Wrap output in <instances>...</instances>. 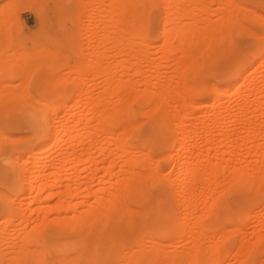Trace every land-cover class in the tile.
<instances>
[{
  "label": "bare ground",
  "instance_id": "bare-ground-1",
  "mask_svg": "<svg viewBox=\"0 0 264 264\" xmlns=\"http://www.w3.org/2000/svg\"><path fill=\"white\" fill-rule=\"evenodd\" d=\"M106 1L107 3L112 2V0H106ZM183 2L189 5L191 4V7H186L179 10L173 9L171 13L165 12L161 17L159 24L161 38L158 39V41L160 40V44L157 43V45L158 44L159 45L154 49L155 51L160 53L161 56L160 58L163 61H170V59H175L174 61L177 60L175 63L178 65V66L176 65V67H178L176 68L177 69L176 73L180 74L182 84L179 85L178 84L179 81H176L177 84L176 86L179 87L181 86V88L184 87L183 88L184 91H181L183 93L180 92V95L178 94L176 95V98H174L175 96L172 95H174L173 93L174 92L176 93V91L173 92L172 90L175 88L177 91L183 89L181 88L177 89L176 86L175 87L173 86L174 88L172 89V86L170 87V85L162 86V87L160 86L158 93L156 92V88H155L157 86L154 87L155 91L152 90L153 88L152 86L150 87V85L152 84L157 85L159 80V78L157 77L159 76L157 77L155 75L147 76L149 74L147 72H146L147 75L145 76L144 70L141 69V63H143V60H145L146 58L148 59V56L150 55V54L148 55V53H151V51L148 52L147 50L148 47L150 46L148 37L145 36L142 42L138 41L135 25L130 20L124 18L123 11L118 8H107L105 10L106 15L109 18L110 22L115 23V25L107 27L106 34L100 38L101 44L103 46L105 45V47H108L107 49L110 50L111 52L113 49L116 50L118 54L122 55L123 58H125L121 60V63L119 65L117 64L116 67H119V69L121 68L123 69L125 68V70H127L126 68L129 69L130 66L127 65V63L129 62L127 61V58L128 57L133 58L136 66L131 68L132 74L136 76L137 75L142 76V78L144 76L143 81H141L142 80V79L140 80L141 77L138 76L139 81L143 82L141 83V85L143 84L142 91L139 92L137 95L131 97V99H129L126 94H122L124 87L133 80L117 79L119 76L115 78L114 75H116L115 74L116 71L113 74V70H111V66L109 65V61H108V63L106 64V68L102 70L98 69L101 70L99 74L104 78L103 80L104 83L103 87H105L104 94L102 93L101 96L98 97H90L91 99L88 98V100L86 99L85 96L84 99L86 100H84L83 96L81 97V94L82 93L84 94V92H86L84 87H82L84 91H81L80 93L78 92L77 96L75 95L76 99L75 97L73 98V95L75 94L74 90L68 92L67 95H69V97L63 99L62 103L59 105L58 108V110H60V113L58 112L60 119L59 126H57L56 121H53L50 135L38 141L31 153L25 155L24 152L22 151L13 150L11 148H0V202H2L3 197L6 195V192L8 191L7 181H9L12 177L16 176L17 172H21L22 174H25L27 177L26 183L24 182L23 179H21V187L18 194V203H17L18 216L4 217L3 219H0V264H15V262L18 260L43 259L42 252H34L29 250L30 245L33 243V239L30 236L29 226L32 225L33 223H35L37 227L41 225L43 221V217H40L39 220L37 219V217L40 216L41 212L47 214L49 212H52L53 210L57 212L60 211V208L57 205L51 204L50 202H47L45 204L40 203L43 199H48V197L59 196L64 201L69 199L73 201L71 204L64 203L63 206L65 215L61 218V224L63 227L62 236L64 239V247L67 250H74L78 246L81 248L79 258H88L92 254V251L94 250L83 246L84 242H89L93 246L99 242L101 243L102 246L103 241L100 240L99 235L96 232H94L90 226L87 231H85L84 229L82 220L79 217H88L90 213L82 212L79 213L77 216L67 215V212L70 209L72 210L76 209L78 201L83 202L85 200H89L91 199L92 196L93 197L92 199H96L98 201V209L102 211L103 208L102 205H100L98 197L106 194H111L113 197L117 195H123V193L125 192L126 188L129 185H139L140 188L142 189V194L144 198L142 200L134 201V203H137L141 208H145V207H150L153 204L159 202L160 198L153 193V189H154V184L157 182L159 177L156 175V173L159 171L158 162L161 157H159V159H157L154 164L146 167L144 160L151 155L149 153L150 148L148 149L147 153H144L139 157L129 156L125 149L126 143L130 140V138L133 137L134 133L140 127V125L138 124L137 125L130 124L128 119L129 110L134 101L136 102L138 109L136 114L138 116L140 115L147 116V118L145 117L146 120L144 119L145 121H152L159 124H165L167 126V134L171 138V144L168 145L166 149L167 155L162 157L167 159L169 163H171L172 165L171 172H174L175 177L172 178V183L170 185L171 196L172 199L177 198L176 199L177 204L182 209L181 208H180L181 210L175 209L174 214L172 216L165 217L163 223L179 225L188 233V237L192 241L194 247H198L204 253H206L207 258L209 259L216 258V256L213 254L216 246L215 242L224 237L223 235L220 237L216 236L215 234L216 228L212 222L209 221L206 223V217L211 215L210 208L207 206L206 201L208 196H210V194L212 193V190L210 191L209 195H208L209 192L205 193L203 190L206 189L210 190L212 189L211 187H213L214 189L216 185L214 179L215 177H217V173L222 172L225 165H232L230 164V162L235 163L238 160L237 158H235L237 160L234 159L235 160L234 161L233 158L235 154L234 150L238 149L236 148V142L238 140L236 139L237 141H235V138H237L236 136H238L239 130L241 129L245 134V135L243 134L244 139L241 138L244 140V141L242 140V144L245 142V144L248 143L249 145V146L247 144L245 145L246 147L248 146L247 154L253 153L257 156V159H254L253 160L254 162L249 160H247L246 162V160H243L242 158L241 160L239 157L240 160H238L236 163H243L242 166L245 170H251V172H253L257 177L259 176L261 172L262 164H264V145H262V142L260 141V143L257 145V148L255 150H252L249 147L253 143L250 144L249 142H253L252 140H254L255 137L258 135L264 136V132H262L261 130V126L263 125L262 123L264 121V114H262L260 111L261 109L260 96L262 94L261 80L262 78H264V73L261 72L262 70H260L261 68L260 65L258 64L255 68L252 69V71L246 73L242 78L240 77L241 82L238 84L237 87L239 92H237V90L235 91V89L233 90L235 79L226 80L221 85H215V84L211 85L213 91L206 94V96L203 99L204 101L203 103L190 105L187 102V97L192 94L194 87L193 80L195 78V73H192L191 76L189 75V73L191 72L190 61H186L180 56L177 57V55H175L176 52L172 40L166 37H171L174 36L175 34H180L187 38L188 45H194L196 42H199L202 45V51L204 47L208 49L206 52L203 53V57H202V59L208 60L209 57L213 56L212 49L214 45L211 40H209L207 45H204L203 37L205 35H208L209 31L211 30L213 25L217 23V21H215L214 19L212 20V18L210 19L208 16H205V12L206 10L209 11L210 10L209 8H201V7H197V5L207 4V2L209 3L213 2L216 4L229 3V2H235V0H209V1L183 0ZM216 10L222 16L231 14V12L227 9L224 10L216 9ZM184 17L190 18L191 23L189 24L183 23L182 21ZM113 33H115V37L113 36ZM126 37H129V39H131L132 41H125ZM109 52L107 55V52L104 49L103 52L96 53L95 58L93 60L94 62L93 65H97L99 60L104 59L105 57L108 58ZM258 55H259V50L257 48V58ZM110 56H112V54H110ZM174 56L176 57L174 58ZM149 58L150 60L153 59L151 58V56ZM150 60L149 61L147 60V62L150 63ZM162 60L161 62H163ZM150 64L153 68L157 67L155 66L156 65L155 61L154 62L152 61ZM46 65L48 66V64ZM151 66L148 67L150 68ZM40 67L41 65H37V63L35 62L33 63L29 62L28 65L30 72L31 70L34 69H35L34 71H36V69H39ZM28 68H26V70ZM117 69L118 68H116L115 70ZM149 70L151 71V69ZM13 72L15 71L11 69H0V78L5 77ZM48 75L50 74L48 73ZM150 77L155 78L157 82L153 81ZM66 81L67 79H65V83ZM81 82L80 84H82ZM256 83L257 84L260 83V85L259 84L257 85ZM79 88H81V85L79 86ZM157 88H159V85ZM6 89L8 91V94H10L11 93L10 89L7 87L5 89L3 87L1 93L3 94ZM151 90L156 93L152 92ZM236 92L238 95L240 94V98H243L240 101L246 100L247 97L245 98V96L247 95L249 96L251 95V93L253 94V96L254 94L255 95L257 94L256 97L258 99L256 98L254 99L255 100L254 101L252 98L251 99L248 98L249 100H247V102L249 101L252 104L248 102L246 105L242 104L238 100L239 101L238 108L233 113V111L229 110V107L231 108V105L232 106L234 105L231 103L233 102L232 101L233 95ZM87 93L88 92H86V94ZM171 97L176 99L178 101V103L176 104L179 105V107H181V110L178 109L175 111H181V112L173 113L174 111L171 110L173 108L170 105L172 104L173 101H169ZM223 97L226 98L225 100L226 102L225 101L223 102H225L226 105H229L228 108L224 107L225 105H223L224 104L223 102H222L223 104L221 103ZM11 100L13 101L12 108H14V110L12 111L18 112L17 116L13 115L16 118L28 120L34 114H39L43 108L42 104L29 105L25 103L17 106L15 103L16 99H11ZM250 100L251 101L253 100L254 102H251ZM68 103L71 104L69 105L70 108L67 106ZM81 104L84 105L85 109L80 106ZM166 104H169L168 107L169 106L171 107L170 110L172 112H169L168 111L169 109L166 111L167 109ZM219 104L223 105L222 107L223 109L221 110L223 114L221 115H219L220 113H222L219 112L220 111ZM65 107H68L69 109L68 108L65 109ZM216 107L218 108V110ZM79 108L84 109V111L79 110ZM146 108H149V110L145 111L147 110ZM75 109L82 111V113H78V112L76 113ZM227 109L231 113L228 112ZM64 110L66 111V113H64ZM248 110L250 112V115L247 114L248 120L245 119V122L242 123L243 125L241 129H238V133H237V129L234 130L232 128L233 131H231V128L227 129L230 131H227L225 129L226 124L234 123L235 125L237 123H240L241 120L238 121V119L242 115L244 116V113L246 115V112ZM252 115H256L257 117L258 115H260L263 118V121L260 122L257 121L258 122L257 125H255V123L252 124L251 123ZM214 116L219 117V118L216 117L218 121L217 122L215 121L216 122L214 123L215 125H213V122H210L216 120ZM243 116L241 117V119L245 118V116L244 118ZM2 118H3V114L2 115L0 114V119ZM173 118L175 121L173 120ZM142 120L140 121L142 122ZM171 121H174L175 123L173 122L171 123ZM207 121H209L210 123V124L208 123L209 125L212 124L211 125L212 128L213 126L214 128L217 127V129L215 130L219 131V132L217 131L218 133H216L218 134V136L220 135L219 138L222 136L225 139V141L224 139L223 141L229 143V144L227 143L229 146L227 149V158H224L223 160L221 159L224 162L222 164H219L218 161H217L218 165L217 163L215 164V162L213 164V162L210 159H204L202 157L203 155H208L209 153L208 151L210 147L212 148V146L209 144L210 141L208 139L209 138L208 133H210V131H208L209 129L206 132L208 136H205V138L208 137L206 141L209 145L206 146L204 151L203 149L199 150L202 152L196 154V156H193L194 149L198 150L197 148H195L198 146H196V144L194 145L191 144L192 142L190 141L192 140L191 138L195 137L196 139L195 143H198L197 140L199 141V138L201 139V137L205 135L204 132L206 131L205 128H203L204 132H202L201 128L198 129V126L201 127V125L195 123L205 124V122ZM193 123L197 125L198 130L196 128L195 129L191 128ZM194 127L195 126L193 125V128ZM204 127H206V125H204ZM212 128H210V130L213 131ZM199 130H201V132ZM234 131L237 133L236 135ZM213 133L215 132H211L210 134L212 135V137L216 135V134L214 135ZM218 136L216 135V137ZM210 139L212 141V138ZM202 142L201 144L205 145L206 142L205 143ZM221 142L216 143L217 145L214 144L216 147V151L218 152L220 151L221 153H224L226 155L225 150L221 151L219 149V147L222 145ZM239 142L241 143V141ZM76 147H78L77 150ZM140 147L143 148V144H141ZM173 147L175 149L174 151L172 150ZM106 151H108L106 153L108 157L110 155L108 153H110L109 151H111L113 152V156L115 154L116 158L112 159L113 157L112 156L111 157L112 160H108L109 158L106 157L107 161H105V158L102 157V160H97L98 159L97 156L99 157L103 156ZM55 153H58V155L57 154L55 155ZM236 154L235 156L237 157L238 154L237 155ZM253 154L252 156H254ZM54 155L56 157H54ZM181 155L182 157L184 156L186 158L190 157V160L187 159L184 160L183 158H181L180 160ZM210 158L213 157L211 156ZM202 160H205V162H203L204 164L202 163ZM213 161H215V159ZM80 164L81 166L83 165L82 169L84 171L87 170L91 171L92 169L98 171L99 169H101L103 173H101L102 175L98 176L94 173L95 171L93 172L92 170L93 172L91 174L92 176H88L90 177V179L87 180L86 179L87 173L85 174V172H83L84 173L83 174L82 171L81 172L78 171L80 170L78 169L80 167L79 166ZM121 165H123L122 179L119 185L114 186L113 176H117V177L121 176V167H120ZM115 166H118L119 168L116 167L115 169ZM114 169L116 171H114ZM137 169H139V171H137ZM101 170L96 172L99 173ZM79 173H82L83 175H79ZM93 176L96 177L95 179L98 182L97 184H99L97 185V187H95V189L90 184L91 180L92 179L94 180ZM160 176L162 175L160 174ZM74 177L77 179L74 180ZM102 177L104 178L103 182L101 179ZM104 182L106 183L109 182L108 183L109 186L107 187L103 186ZM192 184L195 185L199 184V186L203 188V190L201 188V193H200L202 200L201 202L203 204L202 207L203 211L202 213L197 212L198 214L196 216L193 215L196 214L195 213L197 211L196 208L200 206L199 204L201 202L198 203V201H196L197 196H195V194L197 192L195 193L194 190V188L199 186L197 185L196 187H191ZM199 192L197 194H199ZM44 193H47V195H42ZM34 202L36 205L35 207H33ZM191 217H194L195 220L194 219H193L194 221L190 220ZM105 227L107 228L109 233L113 230V226L107 224V222H105ZM6 234L9 236L10 243H5ZM160 238L163 240L166 239L167 236H161ZM175 239L177 240L176 244L160 243L157 245L159 249H162L158 258L178 259L185 257V251H180V250L182 249L181 247L183 246V244L187 245L185 250L188 249V241L181 239L179 236L175 237ZM180 245H181L180 247L181 249H179L180 251L179 252L177 251L178 250L177 247L179 248ZM165 247L169 250H166ZM235 255L236 257L237 256L239 257L238 253H235Z\"/></svg>",
  "mask_w": 264,
  "mask_h": 264
},
{
  "label": "snow or ice",
  "instance_id": "snow-or-ice-1",
  "mask_svg": "<svg viewBox=\"0 0 264 264\" xmlns=\"http://www.w3.org/2000/svg\"><path fill=\"white\" fill-rule=\"evenodd\" d=\"M92 7L121 9L124 18L135 25L137 40L142 42L145 36L161 38L159 24L165 12L171 13L173 9L179 10L191 5L184 3L183 0H112L111 3L72 5L66 4L64 0H54L51 3L35 0L30 10L38 13L40 26L36 29L37 36L42 29L47 31L49 26L57 21L63 22L68 9ZM197 7L227 9L231 14L222 16L219 12L213 13V19L217 23L213 25L208 35L203 37L204 45H207L209 40L214 45L210 61L202 59L203 53L208 49L204 47L202 51L199 42L188 45L187 38L180 34L166 37L172 40L176 55L190 61L189 75L195 73L193 91L187 97L190 105L203 103L200 97L213 91L211 85L216 81L235 79L238 82L240 77L249 73L257 64L264 72V0H235L229 3L200 4ZM182 22L189 24L191 20L184 17ZM12 23L15 25L12 29V38L15 40L19 25L16 21ZM3 35L7 47L8 24L3 27ZM34 51L39 52L50 65L67 63L69 68L72 67L70 56L64 49L45 47L37 43ZM77 69L80 75L72 72L65 78L60 72L41 77L32 87L27 99L22 97L16 99L17 106L25 103L43 105L41 112L28 120L12 115L13 101L9 98L7 89L5 90L0 96V114H4L0 119V148H11L28 155L38 141L50 135L53 121L59 126V105L68 92L79 88L81 80L84 79L85 66L78 64ZM65 79L68 81L67 84ZM7 83L8 80L5 79V84ZM141 91L142 88L137 87L135 81H132L124 87L122 94L131 99ZM261 93L260 111L264 114V78L261 80ZM241 103L246 105L247 100H242ZM137 111V104L134 101L128 119L130 124H138L140 127L126 143L125 149L129 156L139 157L152 148L151 155L144 160L147 167L154 164L159 157L167 155L166 149L171 144V138L167 134L165 124L152 121L141 124ZM261 130L264 132V125L261 126ZM261 142L264 145V136H261ZM141 144L143 148L140 147ZM228 147L224 146L226 158ZM172 150H175L174 147ZM240 156H243L242 150ZM120 167L121 176H113L114 186L119 185L122 179L123 165ZM170 167L171 164L160 167L156 173L157 176L160 173L165 174L154 184V187L165 194L161 195L158 203L150 207L134 208V201L142 200L144 197L139 185H129L123 195L113 197L106 194L98 197L102 211L98 209L96 199H89L78 201L76 209L67 212L68 216H77L82 212L90 213L88 217H79L84 229L87 231L90 226L103 241L102 246L99 242L94 246L84 242L83 246L94 249L88 258H79L81 251L79 246L74 250H67L64 247L61 224V218L65 215L63 206L64 203L71 204L73 201L71 199L64 201L59 196L48 197L49 202L57 205L60 211L53 210L47 214L41 212L37 217L38 220L43 217L41 225L37 227L33 223L29 226L33 239L29 250L42 252L43 259L18 260L15 264H264V164L258 177L250 170H245L241 163L235 166L225 165L223 171L217 173L215 188L206 201L211 211V215L206 217V223L212 222L216 228V236L224 237L215 242L213 253L215 259L207 258L206 253L194 247L188 233L179 225L163 223L165 217L172 216L175 212V203L169 190L174 175L168 171ZM21 179L27 182L26 175L17 172L16 176L7 181L8 191L0 202L2 214L0 219L18 216L17 203ZM101 179L103 182L104 178ZM35 206L34 202L33 207ZM105 222L113 226L110 233L105 227ZM161 236H167V239L162 240ZM177 236L188 241V249H181L185 251V257L158 258L162 249L157 245L176 244ZM5 243H10L7 234ZM232 253H238L240 259H234Z\"/></svg>",
  "mask_w": 264,
  "mask_h": 264
},
{
  "label": "rangeland",
  "instance_id": "rangeland-1",
  "mask_svg": "<svg viewBox=\"0 0 264 264\" xmlns=\"http://www.w3.org/2000/svg\"><path fill=\"white\" fill-rule=\"evenodd\" d=\"M209 1V0H208ZM35 2V0H0V69H11V70H14L15 72H13V73H11V74H9V75H7V76H5V77H1L0 78V96H2L3 94L1 93V91H2V89H3V87H4V89L7 87V88H9L10 89V94H9V98L10 99H17L18 97H22V98H24V99H27L28 98V96L30 95V93H31V89H32V87L39 81V79L41 78V77H47V75H48V73L52 76V75H55V74H57V73H60V72H62L63 73V76L66 78L70 73H72V72H75V74L76 75H79L80 74V72L78 71V69H77V65L78 64H83L84 66H85V73H84V79L83 80H81V81H84V82H81L82 84H80L81 85V88H77V89H74V91H75V94L73 95V98L75 97V95L77 96V94H78V92L80 93L81 91H84L83 89H82V87H84V89H85V91L86 92H88L87 94H86V92H84V94L82 93L81 94V97L83 96V99H84V97L86 96V99L88 100V98H90V97H98V96H101V94L103 93L104 94V91H105V87H103L104 86V83H103V80H104V78H103V76H101L99 73H100V71L102 70V69H104V68H106V64L108 63V61H109V65L111 66V70H113V74H114V72H115V74L116 75H114L115 76V78L117 77V76H119L117 79H120V80H135V83H136V86L137 87H139V88H143V84L141 85V83H143V82H141V81H143V78H144V76H143V78H142V76H139V75H134V74H132V70H131V68H133V67H135L136 66V64L134 63V60H133V58H130V57H128L127 58V61H129L128 63H127V65L128 66H130V68L128 69V68H126L127 70H125V68L123 69V68H121V69H119V67H116L117 66V64L119 65L120 63H121V60H123V59H125V58H123V56L122 55H120V54H118L117 52H116V50H112V52L110 51V50H108L107 48L108 47H105V45L103 46L102 44H101V41H100V38L102 37V36H104L105 34H106V29H107V27H109V26H113V25H115V23H111L110 22V20H109V18L107 17V15H106V9H107V7L106 8H95V7H92V8H81V9H79V10H74V9H68L67 10V12H66V14H65V19H64V21L63 22H59V21H57L56 23H54V24H52V25H50L49 26V29L47 30V31H45V30H41V33H40V35L39 36H37V33H36V29L40 26V23H39V18H38V13H36V12H34V11H32V10H30V6H31V4L32 3H34ZM45 2H49V3H51V2H54V0H45ZM64 2L66 3V4H69V5H72V4H76V3H81V4H85V3H87V4H93V3H105V2H107L106 0H64ZM213 2H211V3H209V2H207V4H212ZM217 4H219V3H217ZM189 5V4H188ZM191 5V4H190ZM216 9H210L209 11H207L206 10V12H205V16H208L210 19L212 18V20H213V13H216V11H215ZM218 12V11H217ZM211 16V17H210ZM12 21H16L17 22V24L19 25V27H18V29H17V38L15 39V40H13V38H12V29H13V27L15 26L13 23H12ZM5 24H8V44H7V47H5V44H4V35H3V27H4V25ZM24 30H26V31H24ZM113 36L115 37V33H113ZM34 37H35V39H34ZM69 38V39H68ZM126 40L125 41H132L131 39H129V37H126L125 38ZM148 40H149V42H150V46L148 47V52H150L151 51V53H148V61L150 60V56H151V58H153L152 60H150V63L153 61H155V66H157V67H155V68H153L152 66H151V64L149 63V62H147V60L145 61V60H143V63H141V69H143L144 70V73H145V76L147 75L146 74V72L147 73H149L147 76H159V77H157V78H159V80L161 81V83H160V81L158 80V83H157V85L156 84H152V85H150V87L152 86V88H150V89H152V90H154L155 91V89H154V87L155 86H157L158 87V85H159V88H157V87H155L156 88V92L158 93L159 92V89H160V86L162 87V86H168V85H170V87L172 86V89L177 85L176 84V81H179L178 82V84L179 85H181L182 84V81H181V77H180V74H177L176 73V71H177V69L176 68H178V67H176V65L177 64H175L176 63V61H174L175 59H170V61H163L160 57V53L159 52H157V51H155L154 49L156 48V47H158V45L160 44V40L158 41V39H156V38H149L148 37ZM37 43H40L42 46H52V47H58V49H64L65 51H67V53L69 54V56H70V59H71V64H72V67L71 68H69V66H68V64L67 63H62V64H60V65H58V66H54V65H50V64H48V63H46L45 62V60L43 59V57H42V55L39 53V52H37V51H34V49H36V45H37ZM136 43V42H135ZM155 43V44H154ZM157 43H159L158 45H157ZM74 44V45H73ZM154 45V46H153ZM150 48V49H149ZM104 49H105V51L107 52V55H108V52H109V57L107 58V57H105L104 59H101V60H99V62L97 63V65H93L94 64V62H93V60H94V58H95V54L96 53H101V52H103L104 51ZM154 53H156V54H154ZM175 53V52H174ZM173 53V54H174ZM110 54H112V56H110ZM175 55H176V53H175ZM79 57V58H78ZM176 57V56H175ZM178 57V56H177ZM157 58V59H156ZM212 59V56L211 57H209L208 58V60L210 61ZM82 60V61H81ZM159 62H158V61ZM161 60L163 61V62H161ZM145 61V62H144ZM29 62L31 63H33V62H35V63H37V65H41V67L39 68V69H36V71H34V70H31V72H30V70H29V68H28V65H29ZM93 62V63H92ZM112 62H113V64H115V65H113L112 64ZM174 62V63H173ZM161 63V64H160ZM165 63V64H164ZM171 63H173V64H171ZM46 64H48V66L46 65ZM145 66H144V65ZM147 64H149V65H147ZM160 64V65H159ZM175 64V65H174ZM113 65V66H112ZM161 66V67H159V66ZM174 65V66H173ZM258 65V64H257ZM256 65V66H257ZM144 66V67H143ZM148 66H151L150 68L148 67ZM178 66V65H177ZM113 67H114V69H113ZM118 68L117 70H115L116 68ZM159 67V68H158ZM26 68H28L27 70H26ZM151 69V71L149 70V69ZM153 68V69H152ZM255 68V67H254ZM64 69H67V71H64ZM98 69H101V70H98ZM123 69V70H122ZM253 69V68H252ZM252 69H251V71H252ZM39 70V71H38ZM146 70H148V71H146ZM261 70V69H260ZM150 71V72H149ZM155 73H154V72ZM158 71H160V72H158ZM151 72H153V73H151ZM262 72V71H261ZM46 73H47V75H46ZM77 73H79V74H77ZM127 73V74H126ZM156 73H157V75H156ZM262 73H264V72H262ZM151 74V75H150ZM50 75H48V76H50ZM2 76V75H1ZM141 77L140 78V80L141 81H139V77ZM243 77V76H242ZM241 77V78H242ZM153 81H155V82H157V80L155 79V78H152V77H150ZM175 78V79H174ZM178 78V79H177ZM241 78H239L238 79V82H237V80H235V83H234V85H233V90L235 89V91L237 90V92H239V90L237 89V87H238V84L241 82ZM5 79H7L8 80V83H7V85L5 84ZM195 79V78H194ZM173 80V81H172ZM175 80V81H174ZM139 81V82H138ZM226 80H219V81H216L214 84L215 85H221L222 83H224ZM138 82V83H137ZM68 82L66 81V84H67ZM139 83H140V85H139ZM163 84V83H165V84H163V85H160V84ZM166 83H168V84H166ZM172 83V84H171ZM257 84V83H256ZM259 85H260V83H258ZM257 84V85H258ZM154 85V86H153ZM174 86V87H173ZM169 87V88H170ZM177 87V89L178 88H181V86L179 87V86H176ZM184 88V87H183ZM183 88H181V89H183ZM82 89V90H81ZM151 90V91H152ZM154 91H152V92H154ZM173 92L174 91H176V93L174 92L173 94L174 95H172V96H175L174 98H176V95H180V92L181 91H184V89L183 90H176V88L175 89H173L172 90ZM156 92H154V93H156ZM237 92L234 94L235 95V97H234V95H233V98H232V103L231 104H234L233 106L231 105V108L229 107V110L230 111H233V113H234V111H236L237 110V108H238V105H239V101L241 100V99H243V98H240V94L238 95L237 94ZM181 93H183V92H181ZM238 96H237V95ZM206 95H204V96H202V97H200L202 100L204 99V97H205ZM250 96V97H249ZM247 95V96H245V98L247 97V99L246 100H249L248 98H252L253 100L254 99H256L257 97V94L255 95L254 94V96H253V94L251 93V95ZM251 96H253V97H251ZM69 97V95H66L65 97H64V99L65 98H68ZM237 97V98H236ZM241 97H242V95H241ZM255 97V98H254ZM173 97H171V99L169 100V101H173V102H175V103H173L172 102V104H170L171 105V107L174 109H171V107L169 108L168 107V105L169 104H166L167 105V109H166V111L168 110L169 112H172V111H174L173 113H177V112H181V111H175V110H178V109H180L181 110V107H179V105H177L176 103H178V101L176 100V99H174ZM75 99H76V97H75ZM82 99V100H83ZM86 99H84V100H86ZM91 99V98H90ZM258 99V98H257ZM226 100V98H224L223 97V99H222V101H221V103L223 102V101H225ZM239 100V101H238ZM251 101V102H254V101ZM168 101V102H169ZM226 102V101H225ZM225 102H223L222 104L223 105H225L224 107H227L228 108V106L229 105H226V103ZM241 102V101H240ZM249 102V101H248ZM247 102V103H248ZM71 103V102H70ZM70 103H68V107L70 108V106L69 105H71ZM250 103V102H249ZM250 104H252V103H250ZM165 105V106H166ZM220 106H219V112H222L221 110L223 109L222 107H223V105H221V104H219ZM81 107H83L84 109H85V107H84V105L83 104H81L80 105ZM68 107H65V109L66 108H68ZM145 107H147V106H145ZM144 107V108H145ZM218 107V106H217ZM216 107V108H217ZM232 107H233V109H232ZM68 108V109H69ZM78 108V107H77ZM165 108V107H164ZM68 109H67V111H68ZM84 109H82V108H79V110H83L84 111ZM147 110H145V111H148L149 110V108H146ZM172 111H171V110ZM232 109V110H231ZM235 109V110H234ZM12 110H14V108H12ZM78 109H75V111H76V113L78 112V113H82V111H79ZM217 110H218V108H217ZM227 111H228V109H227ZM230 111H228V112H230ZM58 112L60 113V110H58ZM217 112V111H216ZM219 112H218V114H219ZM247 112H249V110L247 111ZM246 112V115L248 114V115H250V112L249 113H247ZM64 113H66V111L64 110ZM231 113V112H230ZM17 114H18V112H14V111H12V115H14V116H17ZM217 114V115H218ZM221 114H223V112L222 113H220L219 115H221ZM2 115V114H1ZM4 115V114H3ZM216 115V114H215ZM218 115V116H219ZM243 116V115H242ZM241 116V117H242ZM244 116H245V113H244ZM244 116H243V118H244ZM147 118V116H144V115H140L139 116V118H141L140 120H142V118H143V120L145 119L146 120V118ZM217 117V116H216ZM215 116H214V118L216 119V120H213V121H210V122H213V125H215L214 123H216L217 121H218V119L217 118H219V117H217L216 118ZM241 117L238 119V121H240V123H237V124H235L234 125V123H230V124H226V127H225V129L227 130V129H230L231 128V131H233V129L234 130H236L237 129V133H238V129H241V127H242V123H244L245 122V118L244 119H241ZM253 117H254V119H253ZM248 118V117H247ZM249 118H250V116H249ZM252 119V124H254L255 123V125H257V123L258 122H260V121H263V118L260 116V115H258V117L256 116V115H252V117H251ZM255 118H257V119H255ZM261 118H262V120H261ZM142 120V122L141 123H144V122H146L145 120L143 121ZM173 120H174V118H173ZM246 120H248V119H246ZM96 121V120H95ZM175 121V120H174ZM174 121H171V123L173 122V123H175ZM216 121V122H215ZM258 121V122H257ZM94 122V121H93ZM92 122V123H93ZM209 123V121H207V122H205V124L204 123H195V124H198V125H201V127L200 126H198V129H202V132H204V129L203 128H205V135L203 136V137H201V139L199 138V141L197 140V142L198 143H195L196 142V139H195V137L194 138H191L192 140H190V141H192L191 142V144H196V146H198V147H195V148H197L198 150H196V149H194V154H193V156H196V154H198V153H200V152H202V151H199V150H202L203 149V151H204V149L206 148V146L207 145H211L212 146V148L210 147V149H209V153H208V155H203L202 157L204 158V159H210L212 162H213V164H214V162H215V164L217 163V161L219 162V164H222V163H224L222 160L224 159V158H226V155L224 154V153H221L220 151L218 152V151H216V147H215V145L214 144H216V143H218V142H221V140H222V142H221V148L219 147V149L221 150V151H223L224 150V146L223 145H225V143H226V145H228L229 143L228 142H224L225 141V139L222 137H220L219 138V136H218V134H216V133H218L219 131L218 130H215V129H217V127H215L214 128V126H213V128H212V124L211 125H209L208 124ZM262 123V122H261ZM261 123H259V124H261ZM194 123H193V125L195 126L194 128H193V125L191 126V128L192 129H197V125H195ZM209 126H208V125ZM263 125H264V121H263V123H262ZM203 125V126H202ZM204 125H206V127H204ZM234 127H233V126ZM239 125H241V126H239ZM255 125H254V127H255ZM240 128H239V127ZM208 127H210V128H212L213 129V131L212 130H210V128H208ZM236 127V128H235ZM233 128V129H232ZM197 129V130H198ZM209 129V130H208ZM207 130L208 131H210V133H208L209 134V144L207 143V138H205V136H208L207 135ZM215 130V131H214ZM225 130V131H226ZM242 130V129H241ZM241 130H239V134H240V136H239V134H238V136H236L237 138H235V141H237L236 142V148H238V149H236V150H234V153L236 154V152H237V157L235 156V154H234V158H233V160L235 159V158H237L238 160H240L241 158L243 159V160H246V162H247V160H249V161H253L254 159H257V156L255 155V154H253V153H249V154H247V150H248V143H246L248 146L246 147L245 145V142L242 144V140L244 139V133H243V130H242V132H241ZM200 132H201V130H199ZM218 131V132H217ZM227 131H230V130H227ZM226 131V132H227ZM211 132H215V133H213L214 135L216 134L218 137H216V135L215 136H213L212 137V135H210L211 134ZM242 134H241V133ZM234 133H235V135L237 134L235 131H234ZM244 134V135H243ZM241 135H243V136H241ZM215 137V138H214ZM210 138H212V141H211V139ZM214 138V139H213ZM217 138H219V139H217ZM241 138H243V139H241ZM195 139V140H194ZM203 139H205V140H203ZM215 139H217V140H215ZM223 139H224V141H223ZM237 139V140H236ZM202 140H203V142L205 143V145L203 144H201V142H202ZM256 140V141H255ZM239 141H241V143L239 142ZM244 141V140H243ZM253 142H249L250 144L251 143H253L249 148H251L252 150H255L256 148H257V145L260 143V141H261V136L260 135H258V136H256L255 137V139L254 140H252ZM202 142V143H203ZM224 142V143H223ZM212 143V144H211ZM228 143V144H227ZM217 145V144H216ZM223 146V147H222ZM240 147V148H239ZM241 147H243V148H241ZM77 148L78 147H76V150H77ZM223 148V149H222ZM210 150H212L211 152H210ZM241 150L243 151V156L241 157L240 156V152H241ZM78 151H79V149H78ZM216 151V152H215ZM236 151V152H235ZM108 151H106L105 152V154L103 155V156H101V157H99V156H97L98 157V159L97 160H102V157L103 158H105V161H107V159H106V157H108V155L106 154ZM110 153H108V154H110L109 155V159L108 160H112V159H114V158H116V156H115V154H114V156H113V152H111V151H109ZM151 152H152V148H150L149 149V153L151 154ZM112 153V154H111ZM215 153H216V155H217V157H216V155H215ZM221 155H220V154ZM58 155V153H55V155ZM252 154L254 155V156H252ZM54 155V157H56ZM219 155V156H218ZM225 155V156H224ZM113 156V157H112ZM206 156V157H205ZM209 156V157H208ZM213 157V158H210V157ZM111 157H112V159H111ZM239 157H240V159H239ZM181 158H183L184 160H190V157L189 158H186V157H182V155H181V157H180V160H181ZM202 158V159H203ZM182 159V160H183ZM215 159V161H213ZM217 159V160H216ZM222 159V160H221ZM237 159H235V160H237ZM241 159V160H242ZM251 159V160H250ZM234 160V161H235ZM237 160V161H238ZM221 161V162H220ZM233 161V162H234ZM236 161V162H237ZM203 162H205V160H202V163ZM232 163V162H230V164H232V165H236L237 163ZM243 162V161H242ZM245 162V163H246ZM254 162V161H253ZM253 162H251V163H253ZM169 164H171V163H169V161L167 160V159H165L164 157H162L161 156V158L159 159V162H158V167L160 168V167H167ZM204 164V163H203ZM242 165H243V163H241ZM217 165H218V163H217ZM80 167L78 168V169H80V170H78L79 172H81L82 171V173L83 172H85V174L87 175L86 177V179L88 180V179H90V177H88V176H92L91 174L94 172L96 175H102L101 173H103L102 172V170L101 169H99V170H101L99 173H97L98 171L97 170H93V172H92V170L90 171V170H87V171H84L82 168H83V165L81 166V164L79 165ZM216 166V165H215ZM116 167H118V166H115V169H116ZM119 168V167H118ZM114 169V171H116ZM97 171V172H96ZM117 171H118V169H117ZM168 171L169 172H171V167L170 168H168ZM251 171V170H250ZM82 173H79V175H83ZM174 173V172H173ZM162 176H164L165 174L164 173H160ZM177 175V174H176ZM162 176H160L159 175V177H158V180H159V178L160 177H162ZM94 177V176H93ZM107 177V176H106ZM173 177H175L174 175H173ZM96 177H94V180L92 179L91 180V186L95 189V187H97V185H99V184H97L98 182H97V180L95 179ZM77 178H75L74 177V180H76ZM158 180H157V182H158ZM213 180V179H212ZM215 182H216V180H217V177H215ZM96 182V183H95ZM64 183V182H63ZM94 183V184H93ZM109 182H104L103 183V186H105V187H107V186H109V184H108ZM193 185V186H192ZM191 185V187H196L197 185L199 186V184H192ZM197 188V189H196ZM196 188H194V190H195V193L197 192H199V194H195V196H197V198H196V201H198V203L199 202H201L202 200H201V196H200V193H201V186H199V187H196ZM212 189H206V190H203V188H202V190L205 192V193H207V192H209L208 193V195L210 194V191L211 190H213V187H211ZM191 189V188H190ZM193 189V188H192ZM169 190H170V194H171V188H169ZM173 190V189H172ZM193 190V191H194ZM153 193L156 195V196H158L159 198L161 197V195L162 194H165V193H162V191L160 190V189H158V188H156V187H154V189H153ZM211 195V194H210ZM93 197L91 196V199H92ZM171 198H172V196H171ZM176 198V197H175ZM177 199V198H176ZM176 199H173V201H174V203H175V209L176 210H178V209H180L181 207H179L178 206V204H177V201H176ZM47 202H49V200L48 199H43L40 203L41 204H45V203H47ZM200 206H198V208H196V214H194L193 216H196L198 213L197 212H199V213H202V211H203V204H202V202L199 204ZM200 207V208H199ZM134 208H141L137 203H134ZM202 208V209H201ZM182 209V208H181ZM180 209V210H181ZM200 209V210H199ZM257 214H259V209H257ZM195 220V218L194 217H191V219L190 220ZM193 220V221H194ZM192 221V222H193ZM167 239V238H166ZM205 242H207V241H205ZM164 244V243H163ZM185 246V247H184ZM186 246L187 245H184L183 244V246L181 247V245L179 246V248L177 247V251H179V249H186ZM181 247V248H180ZM184 247V248H183ZM165 249L166 250H169V249H167L166 247H165ZM181 251V250H180ZM179 251V252H180ZM232 257L234 258V259H237V257H236V255H235V253H233L232 254ZM238 260H239V257H238Z\"/></svg>",
  "mask_w": 264,
  "mask_h": 264
}]
</instances>
